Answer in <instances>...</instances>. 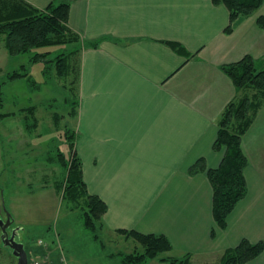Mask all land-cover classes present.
Instances as JSON below:
<instances>
[{"label": "crops", "instance_id": "0c3cea01", "mask_svg": "<svg viewBox=\"0 0 264 264\" xmlns=\"http://www.w3.org/2000/svg\"><path fill=\"white\" fill-rule=\"evenodd\" d=\"M26 1L43 8L53 0ZM68 1L79 44L93 43L79 55L75 130L88 191L108 205L104 232L164 235L167 257L189 264H220L243 238L264 242V103L242 138L248 194L225 228L207 172L190 173L201 158L210 169L225 155L214 149L219 120L240 93L222 66L264 58V4L229 33V9L212 0ZM247 264H264V251Z\"/></svg>", "mask_w": 264, "mask_h": 264}, {"label": "rangeland", "instance_id": "374dc122", "mask_svg": "<svg viewBox=\"0 0 264 264\" xmlns=\"http://www.w3.org/2000/svg\"><path fill=\"white\" fill-rule=\"evenodd\" d=\"M261 39L264 41V32ZM56 49L59 47L50 46L37 51ZM56 54L53 52L46 59L56 58ZM32 55L27 52L10 56L3 42L0 43V219H5L7 212L12 215L13 227L20 228L19 240L25 244L29 264H132L123 260L124 255L143 250L141 244L134 238L126 240L118 234L104 232L102 226H98L96 232L86 228L83 194L80 191L76 200L79 205L64 199L65 190L57 188L63 177L62 169L47 162L49 158L59 159L60 151L71 159L65 130H77L76 117H71L68 112L71 104L76 105L80 99L77 93L80 54L73 55L71 60L74 73L64 78L58 74L56 66H48V60H32ZM15 71L24 76L10 79V74ZM27 72L29 74L25 76ZM31 105L38 106L37 126L32 131L29 129L34 128V117L26 118V113L20 110ZM11 112V116L2 117V114ZM54 112L64 115L57 123ZM261 114L264 115V110ZM260 122L262 117L255 131ZM76 130L74 142L78 151L79 134ZM1 233L0 229V264H17L11 249L3 244ZM52 252L53 256H50ZM168 255L170 252L165 251L160 256ZM133 264L173 263L171 260L149 259Z\"/></svg>", "mask_w": 264, "mask_h": 264}, {"label": "trees", "instance_id": "16d2710c", "mask_svg": "<svg viewBox=\"0 0 264 264\" xmlns=\"http://www.w3.org/2000/svg\"><path fill=\"white\" fill-rule=\"evenodd\" d=\"M212 1L215 4H225L229 9L230 25L226 28V32L229 33L233 31L235 22L241 16H250L264 4V0ZM69 14L70 1L68 0H53L43 8L32 5L26 0H0V41L4 43L10 56L27 52L33 53L32 60H48V66H56L58 74L62 78L67 77L74 73L71 63L73 55L80 54L82 48L93 44L86 42L83 45L79 44V36L69 26ZM258 24L264 28V15L258 17ZM173 45L177 47L175 43ZM50 46L59 47V49L37 51ZM59 50H62L61 53L58 52ZM53 52L57 53L56 58L46 59ZM263 60L264 58H255L251 54H246L242 59L222 66V70L231 78L236 90L240 93L227 104L219 120L220 128L214 149H225V155L217 168L208 169L204 158H201L190 168V173L193 175L207 172L214 190V218L221 228L227 226L228 216L248 193L245 169L249 165V159L243 150L242 138L254 123L255 116L264 103ZM47 70L45 71L47 72ZM28 74L27 72L25 76ZM18 75L24 76L20 71H15L10 74L9 78L12 79L16 76L18 78ZM69 99V97L66 98L67 101ZM74 99L75 97L72 98V100ZM79 103L78 99L76 105L74 102L71 104L68 112L71 117L77 116ZM37 109V105L20 109L21 112L26 113V118L34 117V128L31 127L30 131L37 126ZM12 114L13 112L2 114V117ZM62 116L64 115L59 112L53 113L56 123ZM26 118L25 124H28L29 127ZM74 130L73 128L65 130L67 135L65 141L68 144L71 159H67L65 153L60 151L58 152L59 159L49 158L47 162L57 164L62 169L63 177L61 182L57 183V188L61 191L65 190L64 199L75 201L73 203L79 205L76 200L81 191L86 200V205L83 208L84 224L86 228L96 232L97 227L102 226L103 216L108 210V205L100 196L88 191L83 177L82 160L74 142L76 134ZM119 231L128 237H133L143 247V250L125 254L123 260L126 263H142L149 259L159 258L164 261L171 260L173 264H189L188 258L160 257L161 253L172 249L170 241L164 235L143 234L135 230ZM212 234L215 235V231ZM95 238L98 239L96 233ZM263 251V241L253 243L245 238L237 246L225 250L220 264H247Z\"/></svg>", "mask_w": 264, "mask_h": 264}, {"label": "water", "instance_id": "95a60500", "mask_svg": "<svg viewBox=\"0 0 264 264\" xmlns=\"http://www.w3.org/2000/svg\"><path fill=\"white\" fill-rule=\"evenodd\" d=\"M14 219L10 213L7 212V220L0 219V229L2 231L1 239L3 244L12 249V253L17 257V264H28L29 257L25 244L16 240V236L20 235V228L17 227L13 230L11 236L8 235V228L13 223Z\"/></svg>", "mask_w": 264, "mask_h": 264}, {"label": "flooded vegetation", "instance_id": "af4514ba", "mask_svg": "<svg viewBox=\"0 0 264 264\" xmlns=\"http://www.w3.org/2000/svg\"><path fill=\"white\" fill-rule=\"evenodd\" d=\"M5 221L7 220V215H6V218L4 219ZM13 225H14V221H13V223L11 224V226L8 228V235L9 236H11V234L13 233V230L15 229V228H17L16 226H14L13 227ZM20 233V232H19ZM1 235H2V233H1ZM2 240V239H1ZM16 240L17 241H19V242H23V241H21V240H19V235H17L16 236ZM11 249V248H10ZM11 251H12V249H11ZM16 257V256H15ZM17 258V257H16ZM17 261H18V259H17ZM18 263V262H17ZM28 264H29V262H28Z\"/></svg>", "mask_w": 264, "mask_h": 264}]
</instances>
